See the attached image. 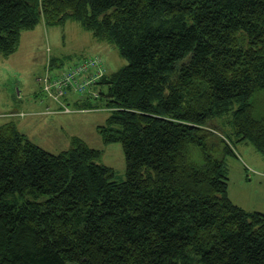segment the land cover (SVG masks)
<instances>
[{
  "label": "trees",
  "instance_id": "16d2710c",
  "mask_svg": "<svg viewBox=\"0 0 264 264\" xmlns=\"http://www.w3.org/2000/svg\"><path fill=\"white\" fill-rule=\"evenodd\" d=\"M69 19L128 61L94 85L98 97L66 98L103 99L126 180L82 140L52 153L1 125L0 264H264V213L228 196L221 122L232 112L239 140L264 155L252 102L264 91V0H0V53ZM90 56L50 60L42 90L48 72Z\"/></svg>",
  "mask_w": 264,
  "mask_h": 264
},
{
  "label": "rangeland",
  "instance_id": "374dc122",
  "mask_svg": "<svg viewBox=\"0 0 264 264\" xmlns=\"http://www.w3.org/2000/svg\"><path fill=\"white\" fill-rule=\"evenodd\" d=\"M94 54L103 57L109 73L119 71L128 63L115 46L95 40L89 31L72 19L56 26L41 22L33 31L24 32L16 52L8 57L0 53V126L5 121H15L21 132L52 153L68 151L82 140L101 150L98 163L111 167L114 179L123 182L126 180L125 154L121 142L106 140L103 130L113 132L108 123L111 111L105 107L103 99H92L91 105H84L78 104L74 96L71 98L74 104L70 105L74 112L45 114L48 106L56 109L57 104L47 98L48 93L42 90L38 81L48 71L49 61L57 59L58 62L62 60L63 65H71L80 57ZM52 66L53 71L58 70V64ZM252 102L256 116H263L264 91L258 93ZM35 104L38 106L34 107ZM12 113L17 115L12 117ZM221 122L232 140L234 151L233 155L226 156L224 165L228 196L247 212L264 213V155L252 142L239 140L234 132L232 112ZM196 151L197 161L201 164L200 151Z\"/></svg>",
  "mask_w": 264,
  "mask_h": 264
},
{
  "label": "built area",
  "instance_id": "2783aa9c",
  "mask_svg": "<svg viewBox=\"0 0 264 264\" xmlns=\"http://www.w3.org/2000/svg\"><path fill=\"white\" fill-rule=\"evenodd\" d=\"M106 74V65L103 57L93 55L60 73L52 75L49 72L44 78V89L50 99L59 104L60 113L75 111L66 102L69 92L85 96L91 94L98 97L99 93L94 85Z\"/></svg>",
  "mask_w": 264,
  "mask_h": 264
},
{
  "label": "crops",
  "instance_id": "0c3cea01",
  "mask_svg": "<svg viewBox=\"0 0 264 264\" xmlns=\"http://www.w3.org/2000/svg\"><path fill=\"white\" fill-rule=\"evenodd\" d=\"M44 102H46V101H44ZM35 106H38V104H35L34 107H35ZM36 110H39V109H36ZM7 122H9V121H5V123H7ZM5 123H4V124H5ZM18 128H19V126H18Z\"/></svg>",
  "mask_w": 264,
  "mask_h": 264
}]
</instances>
